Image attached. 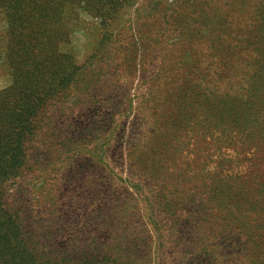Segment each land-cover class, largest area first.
Masks as SVG:
<instances>
[{
    "label": "rangeland",
    "instance_id": "374dc122",
    "mask_svg": "<svg viewBox=\"0 0 264 264\" xmlns=\"http://www.w3.org/2000/svg\"><path fill=\"white\" fill-rule=\"evenodd\" d=\"M239 2L61 0L58 12L66 14L71 29L61 44L68 78L54 88L56 76H40V83L49 84L48 95L23 142L21 166L0 185L3 208L40 255L41 249L74 250L77 257V240H93L94 255L122 253L126 247L138 254L140 264H257L258 249L244 224L251 220L241 206L244 193L226 184L227 193L217 202L194 205L191 198L197 192L191 190L197 181L189 173L197 175L201 164L178 162L184 151L171 129L176 123H209L204 138L211 149H225L236 140L235 116L228 123L232 133L224 135L219 110H206L205 98L176 102L174 85L184 82L182 89L202 94L210 83L220 92L225 72L212 76L205 67L210 58L193 44L228 43L217 33L226 22L221 10L230 4L229 19L238 22L245 15ZM4 17L0 11V91L12 85L22 62L14 66L6 55ZM182 61L194 70H178ZM209 117L213 120L206 122ZM170 155L176 168L165 172ZM138 161L145 163L141 170ZM206 164L211 165L204 163L201 172ZM132 200L139 202L137 215ZM207 206L208 218L201 213ZM116 215L124 225L113 228L109 222Z\"/></svg>",
    "mask_w": 264,
    "mask_h": 264
},
{
    "label": "trees",
    "instance_id": "16d2710c",
    "mask_svg": "<svg viewBox=\"0 0 264 264\" xmlns=\"http://www.w3.org/2000/svg\"><path fill=\"white\" fill-rule=\"evenodd\" d=\"M60 2L61 0H0V11L5 15L7 23L4 37L7 45L6 55L12 65L22 59V62L17 64L18 76L14 78L12 85L0 91V185L9 176L16 174L21 166L23 142L25 143L27 134L35 128L39 105L48 95L49 84L47 81L40 83L43 81L40 76H56L58 80L54 88L63 85L68 78L64 65L67 55L61 51V44L71 29L69 24L64 22L68 20L66 14L58 12ZM230 7V4L223 7V16H220L221 13L216 15L226 21L221 24L219 29L222 30L217 33L226 36L225 39L229 42L224 44L215 39L212 42L197 41L193 44L194 47H200V51H204L203 54L210 58L205 67L212 76H221L225 72L226 78L223 77L225 80L221 83L223 86L220 92L216 93V87L212 89L210 83L203 90L204 94L191 93L189 90L192 88L182 89L184 82L175 83L174 88L176 102H183L186 98L185 102L190 99L195 103L205 98L202 102L206 103V110H219L217 121L224 135L232 133V126L237 128L238 133L234 134L236 140L232 141L233 137H230L229 141L232 143H228L227 148L215 146L211 149L208 146L211 143H206L204 138L209 134L205 130L211 129L209 123L199 126L176 123L171 127L175 129L172 137L175 141H180L179 147H183L184 151V158L178 159V162L183 160L189 166L196 167L201 164L197 175L194 174L195 170L189 173L190 179L197 181V185L191 190L197 192L191 198L194 205H212L214 201L217 202L219 196L227 193L222 188L226 184L231 185L230 189L238 187L240 192L244 193L245 201H242L241 206L247 207L249 218L251 217V220L244 222L245 229L251 233L249 238L258 249L257 264H264V0H240L239 7L243 8L242 13L245 15L240 16L238 22L229 19ZM213 14L214 11L211 15ZM208 16L210 15L207 14V19ZM226 18L229 20H225ZM212 22L213 20H209L210 24ZM231 32L233 33L230 35ZM185 66H189L187 73L195 68L182 61L177 69L185 71ZM23 67L25 72L21 73ZM41 84L45 85V88L41 87ZM184 91L191 94L185 96ZM233 116L236 119L231 121ZM210 118H207L206 122L213 120ZM230 121L233 123L231 128L228 127ZM246 125H250V128ZM181 138L186 139L181 141ZM165 147L166 145L162 151ZM200 147L205 151L199 149ZM198 151L201 157L197 158V155H200ZM192 154L196 157H191ZM171 155L165 163L166 166H163L165 172L166 167L176 168V165L171 164ZM207 162L211 165H204V171L201 172V166ZM144 164L142 161L138 163L140 170ZM196 196H199V199ZM132 203L131 210L137 215L141 212L139 202L132 200ZM204 210L207 214L205 211L201 213L208 218L209 207ZM117 220L116 215L113 217V223L109 222L110 226L116 228L124 225ZM211 228H214V225ZM27 237L22 225L10 216L0 202V264H140L142 260L136 252L131 253L126 247L122 253L94 255L90 249L93 240H77V248L81 250L77 257L72 253L74 250L55 253L41 249L40 255V250L34 248ZM123 240L122 238L121 242Z\"/></svg>",
    "mask_w": 264,
    "mask_h": 264
}]
</instances>
